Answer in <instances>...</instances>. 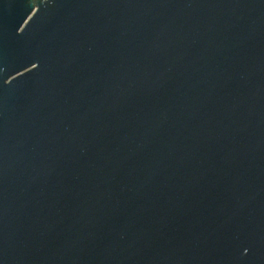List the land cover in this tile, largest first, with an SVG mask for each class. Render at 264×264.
<instances>
[{"label":"water","instance_id":"1","mask_svg":"<svg viewBox=\"0 0 264 264\" xmlns=\"http://www.w3.org/2000/svg\"><path fill=\"white\" fill-rule=\"evenodd\" d=\"M0 264H264V0H0Z\"/></svg>","mask_w":264,"mask_h":264}]
</instances>
